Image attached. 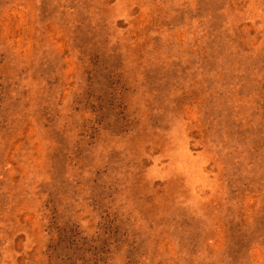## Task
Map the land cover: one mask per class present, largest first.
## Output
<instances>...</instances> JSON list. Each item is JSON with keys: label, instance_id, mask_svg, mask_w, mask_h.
Listing matches in <instances>:
<instances>
[{"label": "rangeland", "instance_id": "obj_1", "mask_svg": "<svg viewBox=\"0 0 264 264\" xmlns=\"http://www.w3.org/2000/svg\"><path fill=\"white\" fill-rule=\"evenodd\" d=\"M0 264H264V0H0Z\"/></svg>", "mask_w": 264, "mask_h": 264}]
</instances>
